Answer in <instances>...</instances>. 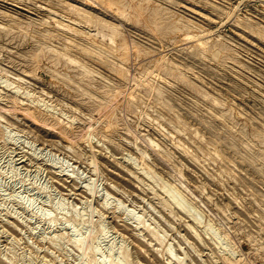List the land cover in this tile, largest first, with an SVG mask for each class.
<instances>
[{
	"label": "rangeland",
	"instance_id": "1",
	"mask_svg": "<svg viewBox=\"0 0 264 264\" xmlns=\"http://www.w3.org/2000/svg\"><path fill=\"white\" fill-rule=\"evenodd\" d=\"M0 264H264V0H0Z\"/></svg>",
	"mask_w": 264,
	"mask_h": 264
},
{
	"label": "bare ground",
	"instance_id": "2",
	"mask_svg": "<svg viewBox=\"0 0 264 264\" xmlns=\"http://www.w3.org/2000/svg\"><path fill=\"white\" fill-rule=\"evenodd\" d=\"M120 14H121V13H120ZM64 24H65V23H64ZM110 27H111V26H110ZM114 33H115V32H114ZM113 35H114V34H113ZM114 42H115V41H114ZM93 44H95V43H93ZM87 188L90 189L89 187H87ZM105 203H106V202H105ZM175 204L178 205V201L175 200ZM179 207H180V206H179ZM118 210H119V209H118ZM126 212H127V211H126ZM128 215H130V214H128ZM128 217H129V216H128ZM136 225H138V222H136Z\"/></svg>",
	"mask_w": 264,
	"mask_h": 264
}]
</instances>
